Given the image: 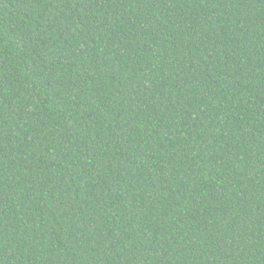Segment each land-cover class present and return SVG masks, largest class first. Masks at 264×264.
Listing matches in <instances>:
<instances>
[{"label":"trees","instance_id":"trees-1","mask_svg":"<svg viewBox=\"0 0 264 264\" xmlns=\"http://www.w3.org/2000/svg\"><path fill=\"white\" fill-rule=\"evenodd\" d=\"M0 264H264V0H0Z\"/></svg>","mask_w":264,"mask_h":264}]
</instances>
